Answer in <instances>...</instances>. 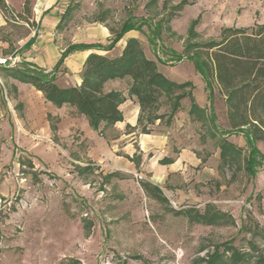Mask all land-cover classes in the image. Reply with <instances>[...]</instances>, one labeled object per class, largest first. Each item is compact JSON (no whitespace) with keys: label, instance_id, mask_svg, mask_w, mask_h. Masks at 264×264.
<instances>
[{"label":"rangeland","instance_id":"rangeland-1","mask_svg":"<svg viewBox=\"0 0 264 264\" xmlns=\"http://www.w3.org/2000/svg\"><path fill=\"white\" fill-rule=\"evenodd\" d=\"M1 1L7 10L0 7V59L11 56L1 69L14 70L11 63L19 62L15 50L38 34L37 0ZM71 4L74 10L65 25L102 19L109 29L118 30L128 19L136 25L146 22L142 40H153L144 45L157 71L170 83L190 85L194 103H208L217 132L229 130L218 87L209 88L192 61L174 60L183 55L192 23L197 35L191 40L217 41L224 28L252 27L264 0H73ZM154 26L160 30L158 38L150 33ZM176 94L190 98L188 89ZM158 111L164 119L156 122L154 132H168V144L187 147L197 159L190 155L194 163L161 185L167 201L153 199L140 187L150 174L131 168L118 171L110 160L92 161L86 157L85 143L51 141L33 129L25 133L22 129L27 126L18 123L10 133L1 124L0 264H203L215 246L225 242L246 264H262L264 164L256 167L254 176L244 169L248 148L236 134L225 140L239 153L223 164L220 135L212 137L210 124L189 118L182 127L164 130L169 112L164 98ZM255 148L264 157V141H256ZM150 161L155 162L154 157ZM110 173L113 177L106 181L104 176ZM201 214L215 219L208 224L199 218ZM230 254H222L226 264Z\"/></svg>","mask_w":264,"mask_h":264},{"label":"trees","instance_id":"trees-1","mask_svg":"<svg viewBox=\"0 0 264 264\" xmlns=\"http://www.w3.org/2000/svg\"><path fill=\"white\" fill-rule=\"evenodd\" d=\"M0 7L3 12L7 10L1 0ZM72 10L73 7L69 5L57 27ZM98 21L104 22L102 19ZM195 24L192 23L187 31L183 55L177 56L174 61L179 62L183 59L192 61L207 86L209 88L213 85L218 87L224 100L225 116L229 126V130L225 132H217L213 117L206 115L205 109L194 103L191 98L190 85H175L165 80L157 71L155 63L144 56L139 42L135 39H129L121 55L115 59L89 54L81 71L80 85L76 87L59 89L54 84L50 73L34 70L28 64H21L23 72L17 73L16 76L19 81L41 92L44 99L56 107L67 104L75 108L79 115L86 118L94 131H99L101 124L106 127L123 120L118 107L124 101V97L119 92H104L103 87L107 81L130 79L128 94L136 99L140 113L146 114L147 124L164 119V115L156 114L161 99L164 98L169 104V112L165 119L166 126L170 125L173 117L180 110V102L186 97L185 94L177 95V91L188 89L190 94L189 118L201 125L210 124L213 138L220 135L219 159L221 162L228 164L234 160V155L239 153L238 148L229 144L223 137L231 134L241 135L248 148L244 169L254 176L256 167L264 164V157L255 148L256 141H264V26L254 24L250 28H224L219 40L198 43L191 40L197 35L193 31ZM143 26H146V22L143 21L140 25H136L133 20L128 19L118 30L108 29L112 35V41L106 47L70 45L60 54L52 71H57L65 58L75 51L93 48L110 50L126 32L130 30L141 32ZM150 33L153 38H158L160 30L154 26ZM151 41L153 40H148L149 43ZM30 43L31 40L26 45ZM51 129L55 130L54 127ZM142 132L147 134L149 130L142 128ZM99 133L101 134V131ZM160 163L170 164L172 160L163 159ZM142 187L147 188L145 185ZM153 190L161 194L158 189L153 188ZM162 200L167 201L165 198ZM199 218L208 224L215 219L211 214H201ZM225 252L231 253L228 258L230 264H246L247 260L232 250L230 242L216 245L214 251L203 260V264H226L222 258Z\"/></svg>","mask_w":264,"mask_h":264},{"label":"crops","instance_id":"crops-1","mask_svg":"<svg viewBox=\"0 0 264 264\" xmlns=\"http://www.w3.org/2000/svg\"><path fill=\"white\" fill-rule=\"evenodd\" d=\"M72 1L37 0L34 11L39 28L38 34L29 38L15 50L19 62L15 64L14 70L2 71L1 68L5 66L0 68V73L3 72L2 77L0 75V125H6L7 131L10 133L14 132L12 125L18 123L27 126L22 129L25 133L33 129L35 134L42 133V135L48 136L51 141L69 142L75 146L85 143L88 146L86 157L92 161L100 159L107 162L110 160L117 164L116 167L118 168L116 169L118 171L131 168L135 172L144 171L150 174L145 182L140 180V187L153 199L164 201L162 200L164 197L161 192V185L168 182L169 178L176 177L175 174H183L188 163L193 164V159L195 161L197 159L187 147H177L173 143L168 144L170 139L168 132H154L153 129L158 125L156 122L160 123L161 120L147 124L146 114L140 113L136 99L128 94L130 79L110 80L104 84V92H119L124 97V101L118 107L123 120L106 127L101 124L99 127L100 134L99 131L91 129L86 118L79 115L75 108L67 104L56 107L51 102L46 101L41 92L31 85L19 81L16 76L17 73L23 72L21 64H28L34 70L50 73L53 76L54 84L59 89L76 87L80 85L81 71L89 54L102 55L111 59L118 58L129 39L137 40L144 56L155 62L144 45L146 41L148 43V40H142L143 34L141 32L130 30L112 49L105 51L104 49L93 48L75 51L65 58L57 71H52L60 58V54L68 46L83 44L106 47L112 41V35L104 22L96 21L82 25L79 23L74 25L73 22H68L65 25V19L74 10ZM69 5L73 7V10L57 27ZM258 14L257 18L254 19L255 21L253 20L252 26L254 24L264 26V6ZM60 28L62 30L58 32L57 30ZM30 40L31 43L26 45ZM0 56L3 55L0 53ZM4 57L7 60L11 56ZM194 98L197 100L196 96ZM184 102L188 105L186 108L183 107ZM197 102L198 106L205 109L206 115H208V103ZM189 108V98L183 99L180 110L173 117L172 123L166 126L164 130L177 126L182 127V122L189 121ZM156 114L163 115L159 111ZM51 127H54L55 130L52 131ZM142 128L149 130V133L144 134ZM103 135L108 137L104 138ZM174 145L176 149H173ZM169 152L174 153L170 155ZM150 153H153L154 156L151 157ZM190 155L193 156V159ZM153 157L155 162L150 161ZM132 158L133 160H130ZM163 159H171L172 163L163 165L160 163ZM89 166L90 164H87L83 169L86 170ZM111 177H113V173L106 174L104 179L109 181ZM142 185L147 188H143ZM153 188L158 189L161 194H158Z\"/></svg>","mask_w":264,"mask_h":264},{"label":"built area","instance_id":"built-area-1","mask_svg":"<svg viewBox=\"0 0 264 264\" xmlns=\"http://www.w3.org/2000/svg\"><path fill=\"white\" fill-rule=\"evenodd\" d=\"M6 61H8V60H6V59H5V60H4V59L1 60V59H0V66H4V65L7 63ZM14 64H15V63L12 62L11 65H10V67H14ZM137 177H138L139 179H141L140 176H137Z\"/></svg>","mask_w":264,"mask_h":264},{"label":"bare ground","instance_id":"bare-ground-1","mask_svg":"<svg viewBox=\"0 0 264 264\" xmlns=\"http://www.w3.org/2000/svg\"><path fill=\"white\" fill-rule=\"evenodd\" d=\"M2 60V59H1Z\"/></svg>","mask_w":264,"mask_h":264}]
</instances>
